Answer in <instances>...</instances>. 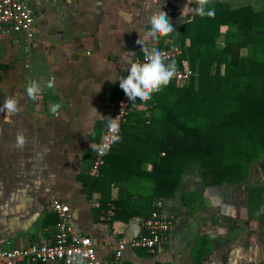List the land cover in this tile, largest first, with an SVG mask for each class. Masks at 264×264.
Wrapping results in <instances>:
<instances>
[{"label":"crops","instance_id":"obj_1","mask_svg":"<svg viewBox=\"0 0 264 264\" xmlns=\"http://www.w3.org/2000/svg\"><path fill=\"white\" fill-rule=\"evenodd\" d=\"M146 2L152 4L150 10ZM186 4L188 0H29L34 36L0 35V105L16 97L21 107L11 117L0 112V248L50 243L56 221L53 200L69 204L73 225L92 238L100 259L111 260L117 241L139 231L155 201L150 209L147 203L142 210L133 209L139 214L127 221L108 220L106 210L98 211L103 192L88 196L79 175H91L92 146L122 90L119 78L127 76L125 53H134L131 60L143 54L136 41L148 30L150 12L163 6L175 26L193 19L194 12L181 15ZM159 43L149 40L148 46ZM33 80L43 88L37 101L25 91ZM18 132L27 139L23 150L14 146ZM250 185L186 172L162 199L161 211L173 221L162 249L149 253L127 247L123 264H264V192L258 199ZM110 188L111 199L117 198L118 185L112 182ZM127 192L132 202L143 205L149 187Z\"/></svg>","mask_w":264,"mask_h":264},{"label":"trees","instance_id":"obj_2","mask_svg":"<svg viewBox=\"0 0 264 264\" xmlns=\"http://www.w3.org/2000/svg\"><path fill=\"white\" fill-rule=\"evenodd\" d=\"M262 1L257 9L249 3L235 7L228 0H211L206 10H214V16L201 21L194 14L162 38L166 43L161 41L157 47L172 42L183 48L181 57L189 62L193 75L182 86L171 81L142 108L130 110L120 125L119 141L105 156L101 174L82 171L79 175L88 196L94 190L103 192L98 211L107 210L111 202L112 219L127 221L139 214L133 209L142 210L146 203L150 209V201L171 195L194 167L201 176L220 182H234L229 179L234 176L237 182L246 179L239 169H247L264 155ZM134 178L141 179L134 185L137 189L149 187L143 205L127 195L134 187L127 182ZM112 182L119 188L115 199L110 197ZM252 190L260 199L264 187Z\"/></svg>","mask_w":264,"mask_h":264},{"label":"built area","instance_id":"obj_3","mask_svg":"<svg viewBox=\"0 0 264 264\" xmlns=\"http://www.w3.org/2000/svg\"><path fill=\"white\" fill-rule=\"evenodd\" d=\"M20 33L28 39L34 36V15L29 0H0V35L10 36ZM157 48L176 62V74L171 81L180 86L187 84L193 72L188 61L181 57L183 48L172 42ZM137 61L144 62L143 54L134 56L130 62ZM168 62L170 61H165V63ZM133 108L140 109L142 105L138 99L130 101L121 90L110 103L109 119L116 117L120 129V125ZM107 124L95 145L101 144L106 137H110ZM114 144H111L107 154L112 150ZM107 154L100 155L93 151L89 169L91 175L95 176L100 173ZM154 205L155 208L149 216L142 220L140 229L135 235L117 241L113 258L109 260L100 259L92 238L81 234L73 225L69 204L53 200L51 210L56 216V221L52 241L50 243H32L23 247L0 248V264H50L52 262L67 264L71 256L78 254L83 255L84 264H123V253L127 247L145 249L149 253L159 252L167 241L173 221L170 216L161 211L163 200H156ZM113 214V207L110 206L105 211V217L110 220Z\"/></svg>","mask_w":264,"mask_h":264},{"label":"clouds","instance_id":"obj_4","mask_svg":"<svg viewBox=\"0 0 264 264\" xmlns=\"http://www.w3.org/2000/svg\"><path fill=\"white\" fill-rule=\"evenodd\" d=\"M153 3H161V0H152ZM211 3V0H188V4H196L197 7L192 8L186 4L182 10L181 15L186 16L191 12L204 17L214 16V10L206 7ZM146 9H151L152 4L146 2ZM163 8V6H162ZM151 11L148 16V30L143 37L139 36L136 41L141 46L144 56V62H130L134 54L125 53V64L129 65L127 68V76L119 78V87L130 101L139 100L143 106L152 99L154 93L160 92L163 88L171 83L172 78L176 74V62L171 59L165 52L159 50L157 47L148 46L149 40L154 44L159 43L161 38L169 37L175 30L170 18L166 12L162 10ZM119 15L125 19H131L130 14L120 11ZM165 61H170L165 63ZM48 87H51L49 84ZM26 95L29 99L37 101L43 94L41 84L35 80L29 82L26 86ZM21 111L19 99L16 97H8L4 103L0 105V112L6 113L7 117L18 114ZM118 117V116H117ZM110 137H106L105 141L98 145H93L92 149L100 155H105L110 150L111 144L119 141V122L115 118L108 120L107 124ZM27 143L26 136L23 132H18L15 138V147L23 150ZM84 264V257L82 254L71 256L67 264Z\"/></svg>","mask_w":264,"mask_h":264},{"label":"rangeland","instance_id":"obj_5","mask_svg":"<svg viewBox=\"0 0 264 264\" xmlns=\"http://www.w3.org/2000/svg\"><path fill=\"white\" fill-rule=\"evenodd\" d=\"M228 3H230L232 6H240L243 3H249L251 4L254 8H260L263 6V1L262 0H228ZM210 5V4H209ZM218 10L220 11V5L218 7ZM204 21V17H201L198 15V17L196 19ZM213 27L215 25H217V23H213L212 24ZM221 30H225V26L222 27ZM223 36V35H222ZM221 38L219 37V43H220ZM245 50H242V52H244ZM187 60V59H186ZM188 65L190 66L189 62ZM190 69L192 70V68L190 67ZM193 72V70H192ZM131 164L133 165V163L131 162ZM194 167V166H193ZM197 167H194L192 170H196L197 171ZM239 171L245 175L246 174V179L247 183L250 184H254V185H250L251 188L254 186H257V188L262 189L264 187V155L257 161L252 162L251 164H249V167L246 169L244 167H242L241 169H239ZM239 177V175H237ZM134 184L130 183L129 181L127 182V184L129 185H136L137 183L139 184L140 182V178H134ZM230 181L233 180L235 182V180H237V177L234 176L233 178L230 177L229 178ZM138 186V185H137ZM133 188H136L135 186ZM263 198V197H262ZM259 199V198H258Z\"/></svg>","mask_w":264,"mask_h":264},{"label":"water","instance_id":"obj_6","mask_svg":"<svg viewBox=\"0 0 264 264\" xmlns=\"http://www.w3.org/2000/svg\"><path fill=\"white\" fill-rule=\"evenodd\" d=\"M56 107H57V106H56V105H54V106L52 107V110L56 109Z\"/></svg>","mask_w":264,"mask_h":264}]
</instances>
